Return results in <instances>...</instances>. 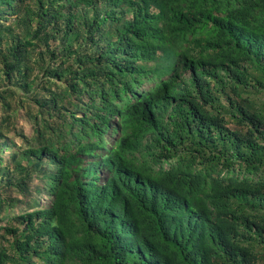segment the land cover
<instances>
[{"label":"trees","instance_id":"trees-1","mask_svg":"<svg viewBox=\"0 0 264 264\" xmlns=\"http://www.w3.org/2000/svg\"><path fill=\"white\" fill-rule=\"evenodd\" d=\"M261 93L264 0H0V264H264Z\"/></svg>","mask_w":264,"mask_h":264},{"label":"rangeland","instance_id":"rangeland-1","mask_svg":"<svg viewBox=\"0 0 264 264\" xmlns=\"http://www.w3.org/2000/svg\"><path fill=\"white\" fill-rule=\"evenodd\" d=\"M256 100H259V102H264V94L261 93L259 96L254 95L253 96ZM13 107L17 111L15 114L12 115L10 119H7L6 122L9 121V125L13 127V131L11 133V136L15 138V132H20L22 131L25 135L28 137H31L33 135V120L30 118V115L28 112V105L31 104L30 101L25 100V99H15L12 101ZM8 112L3 110L0 106V122L2 121L3 118H7ZM18 141V145L21 144V141L19 139H16ZM43 203H46L45 200H43ZM24 209V206H21L16 210V213H19ZM2 225V223H0Z\"/></svg>","mask_w":264,"mask_h":264}]
</instances>
